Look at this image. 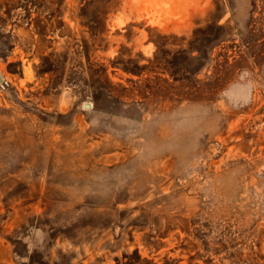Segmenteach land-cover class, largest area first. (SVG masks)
<instances>
[{"label":"rangeland","instance_id":"obj_1","mask_svg":"<svg viewBox=\"0 0 264 264\" xmlns=\"http://www.w3.org/2000/svg\"><path fill=\"white\" fill-rule=\"evenodd\" d=\"M0 264H264V0H0Z\"/></svg>","mask_w":264,"mask_h":264}]
</instances>
